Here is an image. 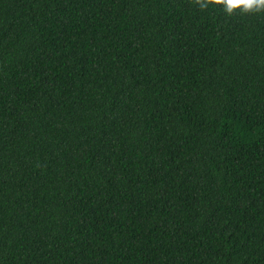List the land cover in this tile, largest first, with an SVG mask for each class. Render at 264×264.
I'll use <instances>...</instances> for the list:
<instances>
[{
  "label": "trees",
  "instance_id": "1",
  "mask_svg": "<svg viewBox=\"0 0 264 264\" xmlns=\"http://www.w3.org/2000/svg\"><path fill=\"white\" fill-rule=\"evenodd\" d=\"M0 264H264V11L0 0Z\"/></svg>",
  "mask_w": 264,
  "mask_h": 264
},
{
  "label": "clouds",
  "instance_id": "2",
  "mask_svg": "<svg viewBox=\"0 0 264 264\" xmlns=\"http://www.w3.org/2000/svg\"><path fill=\"white\" fill-rule=\"evenodd\" d=\"M200 9H205L209 4H218L227 15L239 9L241 13L264 11V0H196Z\"/></svg>",
  "mask_w": 264,
  "mask_h": 264
}]
</instances>
